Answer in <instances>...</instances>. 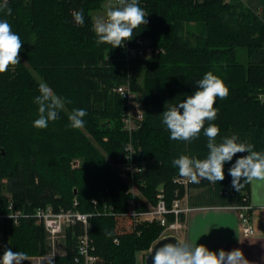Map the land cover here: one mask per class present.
Listing matches in <instances>:
<instances>
[{
  "label": "trees",
  "instance_id": "1",
  "mask_svg": "<svg viewBox=\"0 0 264 264\" xmlns=\"http://www.w3.org/2000/svg\"><path fill=\"white\" fill-rule=\"evenodd\" d=\"M104 1L10 0L11 14L0 12L23 41L20 64L0 74V215L8 213L9 199L14 211L29 215L46 205L69 209L74 198L79 212L92 213L97 201L100 210L107 205L113 214L90 218L96 254L103 264H137V254H146L164 227L143 223L133 229L125 215L126 185L114 178L113 166L121 161L128 135L122 101L112 89L129 69L136 94L163 93L171 106L192 95L197 81L211 71L229 95L217 97V117L205 128L214 123L219 133L264 130V98L259 99L264 95V20L241 0H139L148 23L135 29L130 42L142 38L161 52L128 62L123 47L96 43L91 14ZM81 9L83 26L72 16ZM41 82L71 101L44 129L33 126ZM73 109L87 112L80 129L69 126ZM131 140L137 159L146 162L143 196L155 203L161 186L168 206L176 191L182 197V187L173 182L179 173L172 164L169 130L154 129L144 119ZM247 189L245 183L241 194ZM166 220L171 225L174 217ZM4 221L5 249L44 254V231L33 218ZM79 232V226L66 229L65 253L54 264L72 263Z\"/></svg>",
  "mask_w": 264,
  "mask_h": 264
},
{
  "label": "clouds",
  "instance_id": "2",
  "mask_svg": "<svg viewBox=\"0 0 264 264\" xmlns=\"http://www.w3.org/2000/svg\"><path fill=\"white\" fill-rule=\"evenodd\" d=\"M0 12L10 15L11 9L7 8L5 3L0 5ZM72 16L77 25L83 26V9L73 11ZM147 16L140 7L139 0H118L117 6L109 5L104 17L94 19L93 31L97 36V45L110 44L112 48L122 47L125 41L133 38L135 29L148 23ZM22 47L23 41L12 31L9 22L0 19V74L20 64ZM197 85L198 88L192 95L171 105L162 113V123L169 130L171 140L190 142L198 138L202 130L207 137L209 153L205 159L181 155L172 161L179 175L191 183L206 180L215 184L225 179L226 162H231L238 153H247L237 158L229 169L232 187L239 192L245 183L253 180L264 181V152L255 151L251 143L238 142L236 135L224 137L217 143L219 127L209 123L205 128L206 121H214L217 117V109L214 107L217 97L226 99L229 95V89L224 81L209 71L197 81ZM66 102L71 103L56 95L46 83L41 82L39 95L34 100L38 105V118L34 120L33 126L39 129L46 128L50 121L58 119L59 111L64 109ZM86 115L84 109H73L68 116L69 126L73 129L82 128ZM23 215L25 219L33 218L29 214ZM35 215L41 216V210L37 209ZM27 259L25 253L13 251L9 247L0 256V264H23ZM51 261L54 264V257ZM153 264H250V262L239 248L231 251L220 249L217 253L203 244L177 239L175 242L163 243L155 248Z\"/></svg>",
  "mask_w": 264,
  "mask_h": 264
},
{
  "label": "crops",
  "instance_id": "3",
  "mask_svg": "<svg viewBox=\"0 0 264 264\" xmlns=\"http://www.w3.org/2000/svg\"><path fill=\"white\" fill-rule=\"evenodd\" d=\"M244 3L264 20V0H244ZM141 102L145 120L149 125L154 129L168 130L162 123V113L170 107L167 96L163 93H143ZM233 135L238 137V142L251 143L254 145L255 151L264 152V130L221 132L216 137V142L220 143L224 137ZM208 153L207 137L204 133H200L198 138L190 142L171 140L172 161L181 155L205 159ZM243 155H247V153H238L231 162L225 163V179L223 181L215 184L208 182L205 186L194 183L183 192L181 199L183 227L177 230L175 236L181 240L197 242L198 245L203 244L209 250L217 253L220 249L231 251L239 248L250 264H264V181L249 182L247 192L243 193H247L251 205L250 222L253 235L242 236L238 226L237 206L243 194L232 187L229 169L235 160ZM4 220L5 218L0 217V256L5 250ZM44 240L46 247L44 254L27 256L28 259L23 264H52L50 249L45 238ZM63 247L64 251L60 253L58 244L54 260L57 256L64 255L65 243ZM137 264H139L138 258Z\"/></svg>",
  "mask_w": 264,
  "mask_h": 264
},
{
  "label": "built area",
  "instance_id": "4",
  "mask_svg": "<svg viewBox=\"0 0 264 264\" xmlns=\"http://www.w3.org/2000/svg\"><path fill=\"white\" fill-rule=\"evenodd\" d=\"M10 0H1L2 3H8ZM114 6L118 5V0H112ZM244 1V0H241ZM125 50V58L128 62L135 58H149L152 55L159 54L161 49L153 47L149 42L142 38H136L132 43L130 40L125 41L123 46ZM132 77L129 69H127L124 82L112 89L122 101V125L124 131L128 135V141L125 143L122 152L121 161L113 166L114 178L122 180L126 185L125 194L126 213L130 217L133 229L140 224H157L164 227V232L167 229L179 230L183 227L180 216L182 215L181 199L182 197L175 192L174 198L171 199L170 205L166 203V195L163 188L158 187L155 194V203L149 202L142 194L141 187H144L143 173L145 171V160L137 159V151L132 143V134L140 126V123L145 119L141 95L136 94L132 88ZM264 98V95H259V99ZM78 161L71 162L72 167L78 166ZM142 169V171H136ZM173 182L182 187L185 191L192 183L188 180L176 176ZM247 193L243 194L239 199L237 206L238 226L242 236L247 237L253 235V228L250 222L251 205L249 204ZM78 202L74 198L72 207L66 210H55L53 206L46 205L36 208L31 216L37 226H41L44 231L46 242L50 249V255L56 256L58 251V242L64 239L67 228L79 226L80 232L75 243V256L71 264H103L102 258L96 254L93 239L90 236L91 230L90 218L92 216L112 215V208L103 205L102 209L98 206L97 201H93V212L82 213L77 210ZM41 210L42 215L37 217L36 210ZM8 213L0 215V217L13 220L16 224L20 217L24 215L20 211L13 210V203L9 199L7 206ZM167 215L174 217V222L171 225L167 224ZM118 243L117 239L113 240Z\"/></svg>",
  "mask_w": 264,
  "mask_h": 264
},
{
  "label": "rangeland",
  "instance_id": "5",
  "mask_svg": "<svg viewBox=\"0 0 264 264\" xmlns=\"http://www.w3.org/2000/svg\"><path fill=\"white\" fill-rule=\"evenodd\" d=\"M109 5H112V6H114V2L112 1V0H106V1H104L102 4H101V7H100V9H98V10H96V11H94L91 15H92V21H93V23H94V19L96 18V17H104L105 16V12H106V8L109 6ZM72 161H74V160H72ZM71 161V162H72ZM72 166V165H71ZM36 225V224H35ZM169 235V234H177V231L176 230H170V229H167L166 231H165V233H164V235ZM45 241V240H44ZM64 243H65V241H64V239H62V240H60V242H58V244H59V247H60V249H59V252L60 253H62L63 251H64ZM44 247H45V244H44ZM45 249H46V247H45ZM66 249V248H65ZM45 251V250H44ZM145 255V254H144ZM144 255L142 254V253H138L137 254V258H138V263L139 264H143V260H144Z\"/></svg>",
  "mask_w": 264,
  "mask_h": 264
},
{
  "label": "water",
  "instance_id": "6",
  "mask_svg": "<svg viewBox=\"0 0 264 264\" xmlns=\"http://www.w3.org/2000/svg\"><path fill=\"white\" fill-rule=\"evenodd\" d=\"M149 44L151 45V41H149ZM120 158H122V154H120ZM177 239H178V237H176L175 235H172V234L164 235V236L160 237L159 239H157L153 243L151 248L149 249L148 253L145 254L144 264H153V256L155 254V248L160 247L163 243L175 242V240H177Z\"/></svg>",
  "mask_w": 264,
  "mask_h": 264
}]
</instances>
